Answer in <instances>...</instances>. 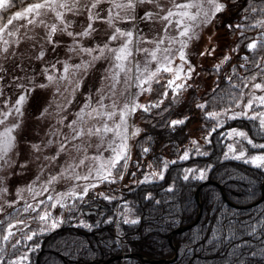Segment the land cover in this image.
I'll return each mask as SVG.
<instances>
[{
  "label": "rangeland",
  "instance_id": "1",
  "mask_svg": "<svg viewBox=\"0 0 264 264\" xmlns=\"http://www.w3.org/2000/svg\"><path fill=\"white\" fill-rule=\"evenodd\" d=\"M133 2L136 4L134 9L115 7L116 4L128 3V0H100L95 8H84L81 5H91L96 0H80V4L72 10L59 7L55 11L42 10L41 15H32V24H28L26 19L14 21L9 28H17L16 34L7 36L5 33L4 39L9 41V50L13 55L4 59L3 56L7 54L0 53V64L5 70L0 72V120L3 121L0 123V229L17 225L12 228L15 235L7 241L19 242L23 236L22 231L30 227H34L39 234L44 233L51 229L53 219L63 223L66 216L75 209L76 200L86 199L91 191L100 193L106 205L114 202L119 204L125 186L145 183V177H148L147 182L161 180L152 173L162 171L164 176L171 163L184 160L182 157L185 153L189 156L209 154L212 129L223 128L226 122L233 120L227 116L241 110L256 119L237 118L242 120L241 126L228 127L220 132L225 144L222 159L226 160V154L231 155L227 149L229 144H233L238 152L243 150L246 156L264 154V150L253 148L246 140L228 136L235 128L247 133L253 143L264 144V127L259 123L260 119H264L260 115L264 113V106H260V102L254 99L264 95V91L254 88L255 83L264 84V74L255 70L256 78L252 80L254 73L247 70L251 61L243 60L244 56L239 60L234 59L235 63L229 69L226 68L237 51L236 41L240 36L236 31L253 34L254 29L257 32V25H264L261 23L264 18L258 22L257 18H252L248 29L241 26L242 20L240 25L231 29L235 33L230 39H224L219 35L220 31L213 27L222 26L221 20L217 21L219 12L215 11V5L224 4L223 0ZM58 3L75 4V0H58ZM168 11L173 15L165 21L162 17ZM57 12L62 13L63 22ZM193 16L195 19H192ZM53 26L55 32L51 31ZM185 29L191 39L181 35ZM85 31H88V35L82 34ZM128 32L132 33L131 37L126 35ZM112 36L117 38L113 40ZM124 46L130 50L131 55L118 61L115 56ZM3 47L0 40V49ZM84 49H91V54ZM100 49H104L103 55ZM181 51L185 53L184 60L180 59ZM152 52L156 53L155 57L151 55ZM93 57L99 59L94 60ZM118 64H123V68H118ZM237 65L242 76L232 77H241L245 81L242 96L236 105L219 109L214 107V110L207 113L214 122L210 130L203 127L198 129L200 124L195 123L191 126L189 140L178 156H166L159 169L150 159H146L145 172L140 174L141 159H137L136 163L133 144L144 132L139 120L142 109L137 107L134 112L124 113L125 106L129 109L133 105L161 106L168 100H179L181 96L186 100L190 88L201 93L197 82L198 72L202 68H210L214 84L221 77L232 75ZM165 66L172 71L164 72L162 69ZM65 67L68 71H65ZM153 72L157 73L156 76L144 84L143 81ZM177 73L182 79L164 88L166 95H161V84L174 78ZM149 87L150 91L144 90ZM21 95L24 101L17 103ZM245 101L253 103V108L244 107ZM201 104L202 101L196 102L197 106ZM92 109H98V112H92ZM226 110L227 116L224 115ZM82 112H92V115H85L82 121L79 115ZM211 112L220 115L213 119L209 115ZM109 114H112L111 119L108 118ZM104 125L111 131L72 139L74 128L95 129ZM8 129L12 130L9 135L14 139L11 147L3 151ZM122 137L125 139L122 140ZM122 142L127 144V159H122L113 168L110 161L120 150ZM61 144L65 146L63 151L60 150ZM125 162L126 167L122 168ZM109 169L116 179L115 183L100 179ZM190 169L193 170L190 173L196 174L193 167ZM259 169L264 171V168ZM105 196L110 199L106 200ZM45 202L52 204L51 210L35 215L38 204L45 207ZM98 205L101 207L103 204ZM127 208L128 205L124 203L122 211L134 219ZM104 211L108 212L109 209ZM45 214L49 220L41 221L39 217ZM112 216L114 218V215L108 213L106 220L112 219ZM76 218L77 224H86L80 214ZM124 218L127 219V216ZM0 234L4 237L7 231H0ZM24 257L21 255L12 262L23 264Z\"/></svg>",
  "mask_w": 264,
  "mask_h": 264
},
{
  "label": "trees",
  "instance_id": "2",
  "mask_svg": "<svg viewBox=\"0 0 264 264\" xmlns=\"http://www.w3.org/2000/svg\"><path fill=\"white\" fill-rule=\"evenodd\" d=\"M41 2L43 0H23V3L16 0L18 6L0 13V24H5L7 18L21 8ZM223 2L225 7L217 15V21L221 20L222 26L213 27L220 31L219 35L224 39H230L235 33L231 29L240 25L242 20L241 26L248 29L252 18H257V22L264 18V0ZM236 32L240 36L236 41L237 51L226 68L229 69L235 63L234 59L239 60L247 55L251 61L247 70L262 73L255 64L259 63L264 67V60L260 59L264 52L257 56L246 45L256 41L257 51L260 50V45L264 44V25H257V32L254 29L253 34L242 33L241 30ZM231 74L229 77H221L213 84V72L208 67L202 68L198 72L197 82L201 93L190 88L186 100L181 96L179 100L171 99L161 106L150 107L148 112L141 111L139 120L144 132L133 144L136 163L137 159H141L140 174L145 172L146 159H150L159 169L166 156H178L189 140L191 126L195 123L200 124L198 129L203 127L210 130L214 122L207 113L214 110V107L219 109L236 105L242 96L245 80L232 77L242 76L238 65ZM198 101H202L205 107L197 106ZM175 119H184L185 124L172 127L171 121ZM241 125L242 120L235 119L226 122L223 128L215 129L210 139L209 154L191 155L187 160L171 163L164 179L124 187L123 200L132 217L139 222L125 223L124 216L128 220L132 219L120 206L117 227L123 243L122 249L129 254L123 261L119 258L122 250L114 233L116 202L106 205L100 193H92L93 191L86 199L76 200L75 209L57 229L51 228L39 234L34 227L26 228L22 231L23 236L19 242L4 240L0 234V249H3L0 260L9 264L24 255L23 264H249V261L264 264V255L259 253L260 249H264V243L260 242L264 239V228L261 227L264 224V171L241 161L222 159L225 144L220 132L228 127ZM146 148L147 152L144 151ZM191 167L196 174L187 172ZM204 169H208L206 178L195 179L197 173ZM186 174L188 179H185ZM207 180L210 182L203 184ZM200 185L202 213L195 223L199 212L196 191ZM99 203L103 205L96 215L85 214L86 209ZM44 204L47 205L42 207L40 205L43 204H38L35 215L51 210L50 202ZM106 209L109 211H104ZM102 212L103 216L96 222ZM108 213L114 215V218L112 216V219L106 220ZM78 214L91 227L77 224ZM188 225L192 226L176 231L178 227ZM253 230L255 238L246 235V232L251 233ZM173 231L172 243L178 247V256L174 261L165 262L163 259L171 258L175 253L169 241ZM32 232L36 235L28 240L27 235ZM233 235L234 238L229 239ZM251 251H257V255L251 256ZM141 255L146 256L149 261L144 260Z\"/></svg>",
  "mask_w": 264,
  "mask_h": 264
},
{
  "label": "snow or ice",
  "instance_id": "3",
  "mask_svg": "<svg viewBox=\"0 0 264 264\" xmlns=\"http://www.w3.org/2000/svg\"><path fill=\"white\" fill-rule=\"evenodd\" d=\"M140 3H145L146 0H139ZM148 3H152V2H155V0H147ZM19 3H23V0H19ZM100 3V0H96V3H93L91 5H89L88 3H84L83 5H81L82 7L84 8H88L89 6L91 8H95L96 7V4ZM80 4V0H75V4H68V3H58V0H43L42 3H33L31 5H28L26 7H23L21 8L20 10L16 11L12 16H10L9 18H7V22L5 24H0V40H2L3 42V45L4 47L2 49H0V53H3V54H7L5 56H3L4 59H7V56H11L13 55V53L9 50V41L7 39H4V35L5 33H7V36H14L16 34V31L18 30L17 28L13 27V28H9L10 25H13V22L14 21H23V20H27V23L28 24H32L34 21L33 19L31 18L32 15H41L42 14V10H46V11H55L56 10V7H59V8H68L69 10H72L73 7H75V5H79ZM14 6H18V4L16 3V0H0V13H3V12H6L8 11L10 8L14 7ZM179 6V5H178ZM183 7H190V5H182ZM115 7L117 8H127V9H134L136 7V4L133 2V0H128V3L126 4H116ZM225 5L222 4V3H217L215 5V11L216 12H221L223 9H224ZM57 16L61 19V21L63 22V15L62 13L60 12H57L56 13ZM186 14V13H185ZM98 15V14H97ZM149 16H151V13L148 14ZM173 15V13L171 11H168L167 15L163 16L162 19L167 21L169 19V17H171ZM0 19H2V17H0ZM91 19V17H90ZM192 19H195V17L193 16ZM261 23H264V21H262ZM52 32H55L56 31V28L55 26L52 27L51 29ZM117 32H120L119 29H116ZM83 35H88V31H85L82 33ZM68 35H72L71 32L68 33ZM120 35H125V33H120ZM128 37H131L132 33L131 32H128L126 34ZM181 35H184V36H188V39H191L192 37L189 36L188 34V31L187 29H185L184 32L181 33ZM113 40H115L117 37L116 36H112L111 37ZM131 41L129 40V43ZM246 48H248L250 51L254 52L257 56H260V52H264V44H261L260 45V50L257 51V43L255 41L249 43L246 45ZM84 51L88 52V54H91V49H84ZM110 51H114V50H110ZM100 52H101V55H103L104 53V49H100ZM127 55H131V52L129 49H127L126 46L124 47H121L119 49V52L118 54L115 56V59L118 60V61H121L123 59L126 58ZM151 55L153 57L156 56V53L155 52H152ZM93 59H99V57H93ZM180 59L181 60H184L185 59V53L183 51H181L180 53ZM260 59L261 60H264V56H260ZM243 60L245 61H248L249 60V57L247 55H245L243 57ZM255 60V57H253V61ZM118 68H123V64H118L117 65ZM255 67L260 69L262 73H264V67H262L261 64L259 63H256L255 64ZM164 72H171L172 69L165 66L163 69H162ZM4 68L2 66V64H0V72H4ZM65 71H68L67 67H65ZM157 71H160V69H158ZM190 71L191 69L189 70V75H190ZM156 72H153L150 74L149 78L148 79H145L143 81L144 84H148L151 77H154L156 76ZM256 78V74L254 73L253 76L251 77L252 80H255ZM49 80L52 79L51 76L48 77ZM113 81L115 82L116 78L115 76H113ZM182 79V77L177 73L175 75L174 78H170L167 80L166 83L164 84H161V95H166V93L163 92V89L166 88V87H171L172 85L176 84V81L177 80H180ZM159 82V81H158ZM177 87H183V85H178ZM254 88L256 89H259L261 91H264V84H261V83H255L254 84ZM145 91H150V87L147 88V89H144ZM173 91H175V88H173ZM255 100H258L260 102V106H264V95H261L259 97H255L254 98ZM24 101V96L21 95L19 96L18 98V101L17 103H22ZM162 102V101H161ZM97 103H99V101H97ZM157 105H150V106H144V105H133V107L131 109L128 108V106L126 105L125 108H124V113H128L130 111L134 112L136 110L137 107L141 108L143 112H148L149 111V107H156ZM200 108H204L205 105L204 104H201L199 105ZM244 107L248 108V109H252L253 108V103L251 102H247L245 101L244 102ZM17 111H19V108L17 109ZM92 112H98V109H92ZM92 112H88V113H80V119L83 121L84 120V116L85 115H88V116H91L92 115ZM111 115L112 114H109L108 118L111 119ZM209 115L213 118V119H217L218 116L220 115L219 113L217 112H211L209 113ZM225 116H227V110L225 111L224 113ZM260 115L262 117H264V113H260ZM243 117H246L247 119L249 120H255L256 117L255 116H248L246 112H244L243 110H241L240 112L238 113H234L232 116H227L228 119H237V118H243ZM0 123H3L2 120H0ZM221 124L223 123L222 121L220 122ZM260 125L262 127H264V119H260L259 121ZM185 124V120L183 119H176V120H172L171 121V126L172 127H176L178 125H183ZM213 131H215V128L212 129ZM11 129H8V133L5 134V136L7 137L3 143L5 145V147L3 148V151H6L7 150V147H11V141L14 139V137H11L9 134L11 133ZM111 131V129L107 126V125H104L102 128H95V129H85L83 127L81 128H74L73 129V137L72 139H76L78 136L79 137H82V136H86V135H97V134H100L101 132H109ZM228 136L229 137H235V138H242L244 140L247 141V143L249 145H251L253 148H257V149H261V150H264V144H256V143H253V140L252 139H249L248 138V134L245 133L244 131H240V130H237L235 128H233L229 133H228ZM67 139V137H65ZM125 138L122 137V140H124ZM239 141L237 140V143ZM69 143H71V140H69ZM195 143V141L193 142ZM65 149V146L63 144H61V147H60V150L63 151ZM119 151L116 152V155L115 157L113 158L112 161H110V164L113 168H115L116 164L118 162H120L122 159L126 161L127 159V144L126 143H121L119 145ZM227 149H228V153H231V155H225V158L226 159H234V160H242L243 163L245 164H251V165H254L256 168H264V154H261V155H253V156H246L245 152L243 150H240L239 152L237 151V148L233 146V144H229L227 146ZM115 150V149H114ZM145 152L148 151V149H144ZM198 151V150H197ZM201 155H206V153H200ZM184 160H187L189 159V155L188 153H185L182 157ZM103 167V166H102ZM122 168L123 167H126V162L125 164H123L121 166ZM193 170L189 169L187 170V172H191ZM208 169H204L200 172L197 173V175L195 176V179H199V180H202V179H205L206 178V173H207ZM117 175H119V172L117 173ZM153 176H158L159 179H164V176L162 174V171L160 173H152ZM121 179H123L122 176H120ZM100 179L104 180V181H107L108 183H115L116 182V179L115 177H113L112 175V171L111 169H109L107 171L106 174L100 176ZM185 179H188V175L186 174L185 175ZM148 180V177H145L144 178V182H147ZM93 187H95V185H93ZM85 193H86V190H85ZM79 198V197H78ZM106 200L107 199H110V197L108 196H105L104 197ZM39 219L41 221H48L49 220V216L47 214L45 215H41L39 217ZM125 223H131V224H137L139 221L136 220V219H132V220H128V219H125L124 221ZM23 223V222H21ZM62 223V221H58L56 219H53L51 221V224H50V227L52 229H55L56 227H58V225ZM84 227H91L90 225H87V224H84L82 225ZM17 227V225H11L10 227H8L7 229H0V231H7V235H5L3 237L4 240H8L10 236H14L15 234L12 232V228H15ZM262 228H264V224L261 225ZM27 235V234H26ZM36 235L35 232H32L30 235H27V239L28 240H32L33 237ZM246 235H252L253 238H255V230H253V232L251 233H247L246 232ZM262 235H264V233H262ZM234 238V235L233 236H230L229 239H233ZM261 243H264V239H262L260 241ZM248 243V242H246ZM12 247H15V244H12ZM239 247V246H238ZM3 249H0V252H2ZM259 253L261 255H264V249H260L259 250ZM251 256L255 257L257 255V251H251ZM23 259V257L21 258ZM0 264H4V261L3 260H0ZM9 264H15V262H9ZM249 264H253L252 261H249Z\"/></svg>",
  "mask_w": 264,
  "mask_h": 264
},
{
  "label": "water",
  "instance_id": "4",
  "mask_svg": "<svg viewBox=\"0 0 264 264\" xmlns=\"http://www.w3.org/2000/svg\"><path fill=\"white\" fill-rule=\"evenodd\" d=\"M208 182H210V181H205L203 184H207ZM201 186L202 185H200L198 187L197 191H196V199H197V201L199 203V212H198V216H197V218L195 220V223H197L199 221L201 213H202V205H201V200H200V187ZM263 191H264V184H263ZM222 194L224 195V191L223 190H222ZM98 208H99V206H94L93 208L89 209V211H86V214L89 215L90 213H95L96 210H98ZM191 226L192 225L180 226V227L177 228L176 231L180 232V231H183V230H186V229L190 228ZM174 232L175 231L170 233L169 241H170V244L172 245L175 253H174L173 257L163 259V261H165V262L174 261L177 258V256H178V247L175 244L172 243V236H173ZM40 254H41V252L37 255V263L39 262ZM141 256H142V258L144 260L149 261V259L146 256H144V255H141ZM120 257L121 258H126V257H129V254H127L125 256L121 255Z\"/></svg>",
  "mask_w": 264,
  "mask_h": 264
},
{
  "label": "flooded vegetation",
  "instance_id": "5",
  "mask_svg": "<svg viewBox=\"0 0 264 264\" xmlns=\"http://www.w3.org/2000/svg\"><path fill=\"white\" fill-rule=\"evenodd\" d=\"M95 206H98V205H95ZM99 211H100V208H98V210H97L96 212H99ZM102 216H103V214H102ZM102 216H101V217H102Z\"/></svg>",
  "mask_w": 264,
  "mask_h": 264
}]
</instances>
